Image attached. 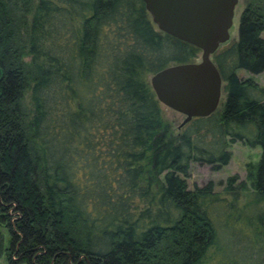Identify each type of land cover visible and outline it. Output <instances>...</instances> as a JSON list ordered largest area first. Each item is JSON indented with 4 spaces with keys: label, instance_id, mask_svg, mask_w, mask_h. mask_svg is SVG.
I'll use <instances>...</instances> for the list:
<instances>
[{
    "label": "trees",
    "instance_id": "trees-1",
    "mask_svg": "<svg viewBox=\"0 0 264 264\" xmlns=\"http://www.w3.org/2000/svg\"><path fill=\"white\" fill-rule=\"evenodd\" d=\"M259 2L212 56L224 100L172 133L147 77L199 50L157 31L141 0H0V257L202 264L212 250L217 264H264V89L235 75L264 72ZM236 142L260 150L246 205L235 176L222 197L187 189L191 163L217 171ZM221 217L242 222L243 255L217 256Z\"/></svg>",
    "mask_w": 264,
    "mask_h": 264
},
{
    "label": "water",
    "instance_id": "water-1",
    "mask_svg": "<svg viewBox=\"0 0 264 264\" xmlns=\"http://www.w3.org/2000/svg\"><path fill=\"white\" fill-rule=\"evenodd\" d=\"M156 30L199 50V60L162 69L148 84L159 105L190 120L214 113L221 79L212 55L229 38L237 0H141Z\"/></svg>",
    "mask_w": 264,
    "mask_h": 264
},
{
    "label": "rangeland",
    "instance_id": "rangeland-1",
    "mask_svg": "<svg viewBox=\"0 0 264 264\" xmlns=\"http://www.w3.org/2000/svg\"><path fill=\"white\" fill-rule=\"evenodd\" d=\"M263 4L264 2H259ZM252 7L257 6L256 0H237V4L234 8V15L232 20V26L229 29V38L228 40L221 44L216 52L221 51L225 48H227L229 45H231L233 42L237 39V27L239 22V17L242 11L250 5ZM156 29V28H155ZM260 37L264 38V29L260 33ZM216 52L214 54H216ZM213 54V55H214ZM212 55V56H213ZM213 57H211L212 59ZM199 60V55L195 59V62ZM25 62H28V58H24ZM235 75L242 80L244 79H250L252 80L258 87L264 89V72L258 74V75H249L243 70H237L235 71ZM149 77H147L148 79ZM26 102L28 101V95L25 96ZM224 100V95L221 92L220 101L222 102ZM160 114L162 119L169 124L170 129L172 133H177V126L181 123L183 116L162 106L159 105ZM231 156L228 161V163L220 168L217 171H212L208 166L205 165H197L195 163H191L189 165V171H188V178L185 180L186 187L189 190H192L193 187H201L206 185L208 182L212 183L213 185V192L217 193L221 197L222 190L224 186V182L229 177H236V182L240 183L242 182L244 184V190L240 194V198L238 201V206L241 207L243 205H246L249 200H251L254 195L253 191L251 189V178L254 174V167L256 163L258 162L260 150L259 148H247L243 146L242 144L236 142L228 146L227 149ZM249 215H243L244 217H248ZM223 220L219 223H216V229L218 231L219 240H218V246L220 247V251L217 254L220 258H228L229 254L232 252L238 251L239 254L243 255L245 252V246L243 241V225L242 222L239 225L235 226H229L227 224V228L225 227V220L223 217H221ZM225 229V231H224ZM0 232L3 236L4 245L7 247L8 244V234L4 229H0ZM17 257L13 255L12 259L16 260ZM0 264H9L6 259L5 255L2 254L0 257ZM202 264H217V261L215 257L212 255V250H210L206 256V258L203 260Z\"/></svg>",
    "mask_w": 264,
    "mask_h": 264
}]
</instances>
